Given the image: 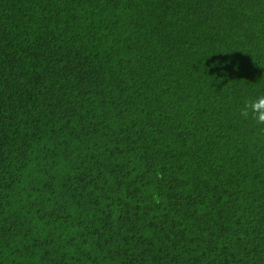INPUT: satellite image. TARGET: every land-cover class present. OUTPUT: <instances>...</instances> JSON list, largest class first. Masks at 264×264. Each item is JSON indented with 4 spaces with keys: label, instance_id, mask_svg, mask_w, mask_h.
Instances as JSON below:
<instances>
[{
    "label": "trees",
    "instance_id": "trees-1",
    "mask_svg": "<svg viewBox=\"0 0 264 264\" xmlns=\"http://www.w3.org/2000/svg\"><path fill=\"white\" fill-rule=\"evenodd\" d=\"M264 0H0V264H264Z\"/></svg>",
    "mask_w": 264,
    "mask_h": 264
},
{
    "label": "clouds",
    "instance_id": "clouds-1",
    "mask_svg": "<svg viewBox=\"0 0 264 264\" xmlns=\"http://www.w3.org/2000/svg\"><path fill=\"white\" fill-rule=\"evenodd\" d=\"M240 115L244 119H248L251 116L257 125L264 126V95L246 101L240 109Z\"/></svg>",
    "mask_w": 264,
    "mask_h": 264
}]
</instances>
